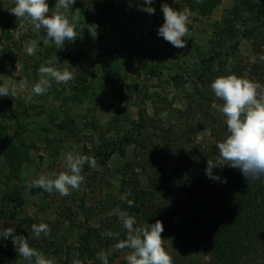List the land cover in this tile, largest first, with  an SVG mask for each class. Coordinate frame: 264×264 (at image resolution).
Instances as JSON below:
<instances>
[{"label":"rangeland","instance_id":"rangeland-1","mask_svg":"<svg viewBox=\"0 0 264 264\" xmlns=\"http://www.w3.org/2000/svg\"><path fill=\"white\" fill-rule=\"evenodd\" d=\"M112 1L111 10L103 8V0H76L69 9L58 10L66 12L79 33L65 46L84 47L85 54L59 60L57 67L69 69L73 78L61 84L53 81L45 94L25 103L24 96L38 80L39 66L62 56L67 47L57 49L43 30H33L29 19L13 15L10 9L15 0H0V79L7 85L25 82L15 98H0V140L23 150V159L14 165L0 151V210L9 214L15 206L6 190L22 187L24 198L15 218L0 215V229L15 227L16 235L29 238L32 224L47 223L50 234L30 237L29 243L53 264H73L88 230L91 247L103 251L120 238L114 235V242L107 246V235L102 233L109 231L111 223L121 226L111 232L126 234L115 211L119 207L130 214L122 205L123 187L129 189L133 202L149 208L151 197L143 190L151 188L148 177L156 172V153L168 155L163 172L170 175L173 153L167 148L174 129L190 124L194 138L211 141L209 122L201 112L207 108L211 114L223 115L219 110L223 101L210 88L214 79L235 74L264 84V21H257L258 28L252 25L248 0H202L208 12L204 14L197 0H153L154 14L140 10L141 0ZM55 3L48 0L50 13L57 11ZM237 3L245 6L240 5V15L248 20L237 22L232 31L229 20ZM162 4L191 12L186 47L174 48L158 36L164 22ZM244 28L253 29L244 36ZM34 39L39 44L29 56L25 49ZM179 71L185 78L173 83L169 76ZM137 122L142 130L140 134L134 131L136 140L125 145V155L116 152L103 163L96 160L95 168L82 171L85 180L70 195L62 197L53 191L37 196L27 191L40 175L67 170L68 152L92 156L103 148L116 150L120 137ZM127 161L131 167L125 174ZM154 202L155 207L163 204L157 197ZM174 219L184 222L182 215ZM162 237L170 251V240L164 232ZM190 238L196 254L198 235ZM130 251L113 250L110 264H119ZM0 264H34V258L28 261L19 256L8 239L0 241ZM79 264L91 261L85 258Z\"/></svg>","mask_w":264,"mask_h":264},{"label":"trees","instance_id":"trees-1","mask_svg":"<svg viewBox=\"0 0 264 264\" xmlns=\"http://www.w3.org/2000/svg\"><path fill=\"white\" fill-rule=\"evenodd\" d=\"M201 1L197 0V8L203 14L208 13ZM102 4L103 8L108 10L114 7L112 0H103ZM248 4L251 9L249 15L254 19L252 25L256 23L255 28H258L257 21L259 23L264 21V0L255 3L248 0ZM240 5L237 3L232 10L233 15L229 20L230 29L236 27L237 22L245 23L248 20L240 15ZM252 29L244 28L241 30L242 35H248ZM261 32L263 33L264 30ZM48 51L50 52L51 49L49 48ZM84 54V47L79 50L67 47L62 51V56L59 55L61 57L59 60H73L75 55L83 57ZM26 67L24 66L25 69ZM169 77L176 84L185 78L184 73L180 71L170 74ZM138 87V84H135L133 88L137 90ZM201 113L209 122L211 141L208 143L206 140L194 138L190 124L186 129H174L173 135L169 138V142H172L170 150L167 148L168 152L173 153V168L170 175L163 172L168 155L156 153V172L148 177L151 188L147 192L143 190L151 197L149 208L143 209L135 202L129 207L126 200L122 202L123 208L129 209L130 215L135 216L140 225L150 221L152 223L156 220L162 221L164 233L172 246L170 251H167L172 264H264V177L248 183L238 169L227 166L213 169V172L219 174L222 179L227 178L226 183L213 181L206 176L207 161L217 160L219 154L215 145L223 141L227 129L223 115L211 114L207 108L202 109ZM142 126L140 122L133 124V127L120 137L116 150L103 148L92 157L103 163L116 152L124 156L125 145L136 140L134 131L140 134ZM157 134L159 135L160 132ZM6 142L5 139L0 140L1 153L9 157V163L12 165L21 162L23 150L15 149ZM130 167L131 163L127 161L123 173L126 174ZM88 168L89 166L85 164L82 171ZM123 188V195L128 194L127 199L133 200L129 189L125 186ZM22 190V187H14L5 191V195L15 203V206L9 214L0 210L2 217L17 216L24 205ZM27 191L37 196L49 194L38 187L31 189L27 187ZM155 197L163 204L155 207ZM176 215L183 216L182 224L175 221ZM111 225L108 227L109 231L114 227H119L116 229L120 230L119 224L111 223ZM195 234L199 238L196 254L192 252L189 242L190 237ZM85 235L90 237L92 232L88 230ZM125 236L126 234L121 232L118 236L119 240H123ZM88 237L78 247L80 252L73 257V262L88 258L91 264H101L97 253L102 250L92 248L87 240ZM106 237L109 246V243L114 241L111 237ZM111 257L109 256V264ZM119 264H127L125 256Z\"/></svg>","mask_w":264,"mask_h":264},{"label":"clouds","instance_id":"clouds-1","mask_svg":"<svg viewBox=\"0 0 264 264\" xmlns=\"http://www.w3.org/2000/svg\"><path fill=\"white\" fill-rule=\"evenodd\" d=\"M76 0H56L53 8L57 11L50 13L48 0H15L10 12L17 18H25L31 21L33 30L44 31L46 40L52 41L57 49L65 47V42H74L79 35L76 27L68 18L66 12L59 9H69ZM139 8L148 14H154L156 9L153 0H141ZM161 10L164 22L158 28V36L169 42L174 48L186 47L188 36V21L191 12L177 9L168 4H162ZM39 41L31 40L26 46V54L34 55ZM59 57L47 60L37 69L38 80L32 85L30 91L24 96V102L30 103L34 97L45 94L52 82L56 84L67 83L73 78V73L67 68H59ZM17 88L23 90L25 82L21 80L18 85H7L0 79V98L17 96ZM210 88L215 97L223 101L219 109L225 117L226 134L223 141L216 143L215 148L218 158L215 162L208 159L205 174L209 179L226 183L227 178H221L213 172L216 167L225 166L238 169L245 180L251 181L264 177V84L235 74L220 76L214 79ZM87 164L91 168L96 167V159L88 155L66 154L65 171L58 174H43L32 180L28 188H41L45 192H57L60 196L70 195L71 190L79 189L84 182L82 175L83 166ZM127 195L121 197L126 200L129 207L133 201L127 199ZM116 215L122 228L126 230L123 240H118L107 251L97 253L101 264H109V256L113 250L130 249L125 256L127 264H172L170 255L164 245V225L162 221L144 225L138 224L135 216L127 211H121L117 207ZM41 234H50L47 223L40 222L31 225L30 237L39 238ZM108 237L119 236L111 231L102 233ZM29 238L16 235L15 227H3L0 229V241L11 239L18 255L34 264H53V261L45 257L41 252L30 246ZM73 264H79L74 261Z\"/></svg>","mask_w":264,"mask_h":264}]
</instances>
